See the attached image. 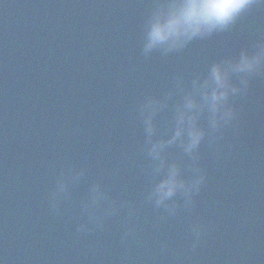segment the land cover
Segmentation results:
<instances>
[{"label":"water","instance_id":"95a60500","mask_svg":"<svg viewBox=\"0 0 264 264\" xmlns=\"http://www.w3.org/2000/svg\"><path fill=\"white\" fill-rule=\"evenodd\" d=\"M154 3L0 0V264H264V69L230 98L232 123L206 133L191 200L148 199L159 161L140 116L146 97L159 98L156 135L169 137L182 85L264 41V7L180 51L145 55ZM165 154L193 175L178 141ZM97 183L107 193L98 220L87 210Z\"/></svg>","mask_w":264,"mask_h":264},{"label":"clouds","instance_id":"9594fccd","mask_svg":"<svg viewBox=\"0 0 264 264\" xmlns=\"http://www.w3.org/2000/svg\"><path fill=\"white\" fill-rule=\"evenodd\" d=\"M255 7H264V0H155L143 24L142 51L145 55L154 51L164 54L180 51L193 40L229 30ZM261 69H264V41L213 61L205 73L192 78L189 87L182 85L172 112L171 135L167 138L156 135L155 117L160 99L148 96L141 102L145 150L159 161L155 165L156 182L148 193L155 206L169 207L178 194L191 200L200 190L205 176L194 162L206 133H219L232 123L236 110L230 98L246 91L249 78ZM177 141L193 162L190 165L193 175L189 178L182 175L181 165L169 162L165 154L168 146ZM65 183L66 177L62 176L52 193L53 204ZM90 193L87 210L98 220L95 209L101 206L107 193L98 183L91 186ZM193 231L200 235L198 226Z\"/></svg>","mask_w":264,"mask_h":264}]
</instances>
